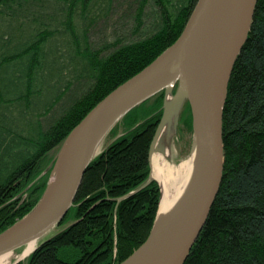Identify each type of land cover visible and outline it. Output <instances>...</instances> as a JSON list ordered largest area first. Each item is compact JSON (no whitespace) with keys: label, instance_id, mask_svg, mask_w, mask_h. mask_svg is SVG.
Wrapping results in <instances>:
<instances>
[{"label":"trees","instance_id":"obj_1","mask_svg":"<svg viewBox=\"0 0 264 264\" xmlns=\"http://www.w3.org/2000/svg\"><path fill=\"white\" fill-rule=\"evenodd\" d=\"M196 1L0 0V233L36 206L68 133L179 37ZM60 34L83 72L68 75L57 49L52 64L65 74L38 87L35 57ZM163 99L158 92L109 130L61 228L16 264H119L145 241L160 199L148 152ZM178 126L191 141L187 100ZM222 143L221 184L183 264H264V0L229 77Z\"/></svg>","mask_w":264,"mask_h":264},{"label":"water","instance_id":"obj_2","mask_svg":"<svg viewBox=\"0 0 264 264\" xmlns=\"http://www.w3.org/2000/svg\"><path fill=\"white\" fill-rule=\"evenodd\" d=\"M255 4L256 0H197L179 37L102 98L68 133L36 206L0 233V255L39 240L58 225L75 200L88 164L114 124L159 91L165 89L166 97L178 83L191 109V147L195 150L192 178L172 211L161 222L155 220L145 241L119 264H183L221 184L222 111L227 84L246 41ZM173 108L164 99L149 159Z\"/></svg>","mask_w":264,"mask_h":264},{"label":"rangeland","instance_id":"obj_3","mask_svg":"<svg viewBox=\"0 0 264 264\" xmlns=\"http://www.w3.org/2000/svg\"><path fill=\"white\" fill-rule=\"evenodd\" d=\"M49 10H51V7H49ZM113 25L114 24H112L111 22L109 23V25L107 27V32L113 31V29H114ZM128 26H129V23H128ZM56 37H57V43L56 44L52 43L51 40L48 41L46 49H44L42 51L43 53L42 52L37 53V55L35 57L36 60H39V61L36 62L34 70H33V73H34L33 80L37 81L38 87L47 86L52 79H55V81L58 82L61 79V76H64L65 72H63L61 69H58L57 66L52 64L53 63L52 56H53V53L56 52L57 49H60L62 52H64V61L66 63L65 66H66V69L68 70V75L73 74L74 76H76L77 73L80 72L82 74V72H83L82 65L81 64L79 66L77 65V60H76V58H74V56L72 54V52H73L72 48H69V46L66 45L67 41H66V39H64L63 34L57 35ZM33 80H32V82H33ZM33 86H35L34 82H33ZM174 87L176 88L175 90H174ZM178 88H179L178 83H175L172 90L167 92L166 97H165V89L161 90V91H164V99H165L166 104H167V101H170L173 99H175V100L178 99L179 101L176 105H174L172 114H171L170 118L168 119V121L166 122V124L163 128V130L159 136V139L156 143L155 150H154V154H157V155H160L161 157H163L164 162L166 164H168L169 166H176L182 161L189 160L192 156L191 141H189L188 136L186 134H184L182 130L180 131L179 126H178L179 115L181 113L182 107H183L184 102H185V99L182 97ZM53 94H54V91L48 90L47 94L45 96L46 99H50L53 96ZM164 99H163V104H164ZM71 100H72V96L70 98H68V100L65 102V104L63 103L64 107L66 104L71 102ZM175 120H176V123H175ZM105 145H106V137H104V139L100 143V147H99L98 151H100V149H102L103 146H105ZM56 156H57V154H56ZM55 159H56V157H55ZM54 163H55V161H54ZM162 163L163 162H161V164ZM52 168H53V166H52ZM149 168H150V172H149L148 179L154 180L157 182V184L159 185L160 198H161V188H160V184L158 183V177H160V178L164 177V179H165L167 177L166 171L164 169L162 171V173H160V176L156 177V175L152 174V169L150 166V159H149ZM49 179H50V177H49ZM166 187L168 188V191L170 194L174 193V191H175L174 187H173V185H171L170 182H166ZM159 202H160V199H159ZM158 205H159V203H158ZM157 210H158V207H157ZM156 216H157V211H156ZM156 216H155V220H156ZM154 224H155V221H154ZM60 228L61 227H58L56 225L55 227L50 229L46 234H44L39 240H37L36 244L39 241L43 240L44 238L50 237L51 235L56 233ZM22 247L17 248L10 253V257L8 258V261L6 262V264H13L16 260H18L20 258L22 250H23ZM20 260H22V259H20Z\"/></svg>","mask_w":264,"mask_h":264},{"label":"bare ground","instance_id":"obj_4","mask_svg":"<svg viewBox=\"0 0 264 264\" xmlns=\"http://www.w3.org/2000/svg\"><path fill=\"white\" fill-rule=\"evenodd\" d=\"M165 80L166 79L161 80L160 84H163ZM178 101V99H173L167 101V104L174 106ZM99 147L100 146H98L96 153H98ZM194 155L195 150L192 151V156L189 160L182 161L176 166H169L166 164L163 157L160 155L154 153L151 155L150 166L152 174L158 177L165 169L167 175L165 179L164 177H158V183L161 188V198L158 205L156 222H161L172 211L188 189L193 173ZM161 162L163 163L161 164ZM166 182H170L171 185H173L175 190L173 194L169 193ZM35 246L36 240L23 245V250L18 260L27 257L34 250ZM10 253L11 252L0 255V264H6L10 257Z\"/></svg>","mask_w":264,"mask_h":264}]
</instances>
